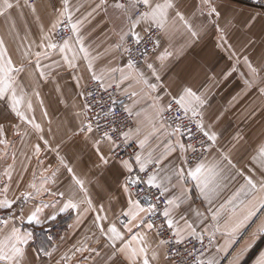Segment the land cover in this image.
<instances>
[{"label":"snow or ice","instance_id":"1","mask_svg":"<svg viewBox=\"0 0 264 264\" xmlns=\"http://www.w3.org/2000/svg\"><path fill=\"white\" fill-rule=\"evenodd\" d=\"M246 3L247 0H114L111 6L118 10L120 15L116 19L122 25L120 43L117 47H123L127 39H132V47L141 43L147 45L151 42L153 51H155L163 38L156 33L160 31L169 34L170 21L173 26L178 22L189 34L192 43L199 41L202 33L206 34L209 30H214L219 41L217 47L227 46L228 49H231L232 45L228 43L229 32L240 30L247 34L246 47L256 44L253 36L257 33L262 46H264V0H260L251 8L242 6ZM67 4L68 0H64L63 10L58 14H50L53 19L49 21L47 30H45V25L40 23L41 17L37 14L38 4L27 3L26 0V7L30 9L38 22L39 33L35 39L27 34L20 38L19 32L14 31L15 21H11L8 37L17 42L16 50L20 56L19 66L9 54L5 36L0 35V103L20 120L32 125L34 129L42 133L39 139L43 141L44 145L49 144V141L44 139V129L40 124L34 123V117L30 118L25 111L21 110L24 104L27 105L28 110H32V104L30 100L26 99V93L20 86L18 77L21 73H26L27 68L31 66L36 70L35 76L38 80L35 86L38 87L39 81L47 80L50 75V73H46L45 68L51 69L53 65L62 67L60 62L54 59L56 54L60 55L68 68L77 67L75 63L77 52L83 53V58L88 59L89 53L79 35L78 24L80 21L71 24L72 31L77 33L74 38L65 39L63 36H60L59 39L56 38L57 29H62L66 24L71 23V14ZM101 5L106 8L107 0H100L97 7ZM20 6L19 0H16L15 3L12 0H0V16L8 17L11 10ZM197 20H200L199 24L196 23ZM25 31L27 33L30 29ZM141 32L144 34L141 35ZM25 40L28 42L24 43ZM73 40L76 50L72 51L69 56L68 53L73 48ZM125 51L130 53L131 48L126 47ZM144 55L147 57V47H145ZM172 55L173 53L165 50L163 54L154 58L153 63H148L145 60V66L151 76L155 78L156 83H149L143 72L138 73V77L147 86L149 94L164 88L160 84V73L165 67L164 61ZM262 59H264V48H262ZM43 60H51V64L42 66ZM244 62L254 77H258L260 71L264 70V63L260 68H257L253 66L247 55L244 56ZM87 67L88 69L92 68L91 61ZM127 67L134 68L135 62L129 59ZM92 79L100 81L101 77L93 71ZM131 79H136V77H132L130 73L124 74L121 82ZM246 83L251 87L255 80ZM29 86L32 87V85ZM129 86L131 87V84ZM258 91L264 95V87H259ZM33 95L39 96V92L34 88ZM132 95L135 96L138 93L133 92ZM165 95H171V93L165 92ZM152 99L156 117L160 119V128L164 127V114L173 111V102L177 105L175 114L171 116L172 123L167 125L171 129V139L165 145L166 151L155 160L150 157L146 158L139 153L128 159L119 155L118 150L121 145L126 144L133 135L138 134L139 128L135 132L131 129L124 131L120 127L118 119L106 120L104 125H101L98 120L88 119L86 112L91 109V105L87 100L83 102L80 112L77 113V115H83L87 123L82 120L72 132V136H82L96 158L97 169L101 174L105 172L111 174V180H107L105 177L107 189H101V198L107 196L108 205L112 209V219L106 213L100 214L104 211V204L93 205L92 197L88 195V189L85 186L86 181L78 177L64 158L59 156L58 148L51 149L56 152L60 165L72 174V184L64 191L53 192L44 187L47 182L45 179L39 186L35 183L27 184L26 187L31 189L30 191H22L11 199L7 195L0 199V212L4 213L0 215V264H45L43 257L51 258L53 255L52 251L46 250L41 244H35L33 247V243L40 237L34 231H22L16 227L17 217L21 223L26 219L29 226L37 227L41 233H47L49 230L45 227L46 225L56 222L59 216L68 213L69 210L79 212L82 204H87L84 211L96 212L94 223L97 224L101 236L106 237L105 243L101 244L102 248L109 249L104 264H174L175 257L180 253L177 252L173 256L170 248H167L171 240H175L179 245L190 237H195L203 246V240L207 234L209 237L207 248L211 249L217 232L227 234L229 238L223 245L216 248L215 254H210L207 260H198L197 264H222L223 261H226L227 264H245V257L253 248L256 240L264 238V219L257 215L258 212L264 214V144L258 148L257 155L252 157V160L259 164L260 176L254 179L253 175L246 176L244 172L237 170L236 174L244 178V184L226 201L227 204H233L234 201L239 200L244 205L245 211L242 215L237 216L235 208H233L232 217L221 223V212L225 208V204H220L216 210H213L211 205L215 203L218 194L229 186V182L235 179L231 170L235 169L236 165L232 160L231 149L225 151L218 148L216 146L217 132L212 130L211 124L204 122L202 110L207 101L188 86H183L178 96H173L166 107L159 106L158 102L163 99L160 95H156ZM110 101L111 107L105 116L115 115L116 101L111 100V97ZM40 103L42 104L43 101ZM125 111L129 115L132 114L130 108H125ZM44 115H47L46 110ZM193 120H195L197 132L204 138L198 140L200 151H203L204 145L207 144L209 149H215L218 152L219 159L213 160L211 163L200 161L196 145L184 141L186 133L190 135L191 139H196L192 134V128L189 127ZM153 128L155 131H160L159 128H156L155 123H153ZM48 131L51 132V128ZM2 134L3 125H0V135ZM147 139L148 137H145L139 141L141 148ZM233 139L238 143L242 137L237 133ZM0 144L7 145V140L0 139ZM232 146L235 147V144ZM40 152V145H34L33 154L37 159ZM173 153H176L175 158L164 164L163 161ZM190 155L196 157L198 161L194 168L185 167L191 162ZM13 159H15L14 156ZM38 162L42 163L39 159ZM157 165H162V167L157 169ZM47 170L45 169V171ZM56 171L52 172L53 177H55ZM161 172H164L165 175L161 176ZM189 177L196 182L195 186L199 188L200 196L209 205L206 210L210 213L208 216L196 211L195 215L200 218L199 223L190 221L186 216L190 204L188 207H183L188 204L191 196V189L184 187ZM8 179L11 181V176ZM7 190V186H5V193ZM177 192L179 195L176 194ZM80 194H83L82 198L77 199ZM43 195L51 196L53 199L47 202L41 199L38 202L39 206H36L35 198ZM241 196L243 199H240ZM113 201L116 203L113 204ZM29 203H33V207L26 212L25 206ZM117 206H119L118 212ZM45 209L49 211L45 212ZM209 220L213 222L211 225L207 223ZM103 221H108L107 225ZM117 223L120 227H117ZM253 226L251 240L236 250L234 246L239 243L238 233L240 230L252 229ZM169 233V239H159ZM87 241L88 238L85 237L83 242H77V246L70 250L73 257L78 252H96L95 248L88 246ZM95 243L100 244V240L97 239ZM161 246H165L164 251L159 250ZM203 254V252L200 253L201 256ZM60 259L68 261L70 257L65 253ZM56 264H60V261H57ZM179 264H187V262L181 259ZM252 264H264V251L259 252Z\"/></svg>","mask_w":264,"mask_h":264},{"label":"crops","instance_id":"2","mask_svg":"<svg viewBox=\"0 0 264 264\" xmlns=\"http://www.w3.org/2000/svg\"><path fill=\"white\" fill-rule=\"evenodd\" d=\"M12 2L15 3L16 0H12ZM113 2L114 0L107 1L105 8L103 5L97 7L100 0H68L67 7L71 14V24L80 21L78 24L79 35L89 53L88 59L83 58V53L77 52L75 61L77 67L68 68L60 55L56 54L54 59L58 60L62 67L53 65L51 69L45 68L46 73H50V75L47 80L39 81L38 87L35 86L38 80L35 76L36 70L29 66L26 73L19 75L18 80L26 93V99L31 101L32 110H28L26 104L22 106L21 110L25 111L30 118L34 117V123L40 124L43 129H48V122L51 121L54 125L53 131H59L58 135L62 137L58 144L63 143L68 138L74 137L72 132L82 120L84 121V116L77 115V113L81 110L85 89L92 79V72L94 71L97 76L101 77V81L105 85L110 86L116 83L122 94L130 95L126 107L132 110L135 117V125L131 130L135 132L137 128L140 129L139 133L133 135L130 140H135L139 145L136 154L139 153L146 158L150 157L155 160L166 151L165 145L171 139V129L165 123L164 127L160 128V119L156 117L152 98L160 95L163 99L158 104L160 107H166L168 100L173 96H178L183 86L192 87L193 91L202 95L207 101L202 110L203 119L206 124H211L212 130L218 134L216 146L225 151L231 149L232 160L236 165V168L231 170L235 179L230 181L229 186L218 194V198L211 207L216 210L220 204H225V208L221 212V223L232 217L233 208H235L237 216L242 215L245 207L239 200L234 201L233 204H227L226 201L244 184V178L236 174L237 170L244 172L246 176L253 175L254 179L260 176L259 164L253 161L252 157L257 155L258 148L264 144V95L258 91L259 87H264V70L260 71L258 77H254L244 62V56L247 55L253 66L257 68H260L261 64L264 63V59H262L264 46H262L259 34L253 36L256 44L246 47L247 34L240 30H232L228 35V43L232 45V48L228 49L227 46L220 48L217 47L219 41L214 30H209L206 34L202 33L201 39L192 43L189 34L184 31L181 25L177 22L173 26L170 21L169 34L161 32L160 36L163 38L159 47L147 59L148 63H153L154 58L163 54L165 50L173 53L164 61L165 67L160 73V84L164 88L149 94L147 86L142 80H139L138 73L143 72L149 83H156L155 78L151 76L145 65L129 69L127 67L128 59L124 56L122 47H117L120 43L122 25L116 19L120 14L111 6ZM19 3L21 6L11 10L8 17L0 16V35L5 36L9 54L13 57L14 62H17V66H19L20 60L16 50L17 42L8 37L11 21H15L14 31L19 32L20 38L27 34L35 39L39 33L38 22L30 9L26 7V0H19ZM27 3L31 2L27 1ZM34 3L39 6L37 14L41 17L40 23L45 25V30H47L49 21L53 19L50 14H58L64 7V0H39ZM242 6L251 8L246 5ZM196 23L199 24L200 20H197ZM221 26L223 27V23ZM26 29H30V31L26 33ZM137 30H140L139 27ZM76 34L74 32L72 37L74 38ZM27 42V40L24 41V43ZM74 50H76V45L73 40V48L69 51V56ZM89 61L92 63L91 69L87 67ZM50 64L51 60L42 61V66ZM129 73L136 79L121 82L122 75ZM78 80L79 82H77ZM253 80L255 83L250 87L246 82ZM33 88L39 92L38 97L33 95ZM133 92L138 93V95L133 96ZM165 92L171 93V95H165ZM40 101L43 103L41 104ZM7 110L0 103L1 122L7 119V113H11ZM45 110L47 111L46 116L44 115ZM14 120L19 121L20 118L14 116ZM56 122L60 123L59 127L55 126ZM153 123L160 131L154 130ZM237 133L242 137L238 143L233 139ZM145 137L148 139L141 148L139 141ZM233 144L235 147L232 146ZM51 149L54 148H41L38 159L42 163H39L33 154V148H8L7 152V148H4L3 145V148H0V153H3L0 155V185L3 184L0 190L2 194L4 193L3 196L7 195L11 199L22 191H30L31 189H27L26 186L36 182L35 177L31 178V173L37 169V166L42 170V173L47 174L60 165L56 152ZM58 150L59 156L64 158L75 174L86 181L85 186L88 189V195L92 197L93 205L98 203L105 205L104 211L100 214L106 213L112 219V209L108 205L107 196L101 198V189H107L105 177L107 180H111V174L107 172L101 174L97 169L96 158L90 150L89 144L85 142L82 136H76V139L69 140L68 148H58ZM175 156L176 153H173L163 163H168V160H173ZM216 159H219L218 152L215 149H210L207 156L201 161L211 163ZM195 165L188 166L187 164L185 167L194 168ZM60 167L65 171L60 170ZM160 167L162 165H157V169ZM58 168L55 178L48 177L45 183V188L53 192L55 183H57V190L60 191H64L72 184L66 169L61 165ZM45 169L48 170L45 171ZM163 175L165 173L161 172V176ZM9 176H11V181L8 179ZM5 182L8 183L6 193L4 191ZM173 182L175 183V180ZM195 184L196 182L189 177L184 185L185 188L191 189V196L188 204L183 207H188L190 204L186 216L190 221L199 223L200 218L195 215L196 211L206 216L210 213L206 211L209 208L207 201H204L200 196L199 188ZM176 194L179 195V192ZM82 195H78L77 199L82 198ZM36 198L43 199L45 202L53 199L48 195L37 196ZM240 199H243V196ZM38 202H34L36 206H39ZM112 203L115 204L116 202L113 201ZM32 207L33 203H30L25 211L27 212ZM86 208L87 204H82L79 212L75 211L77 213L75 219L67 225L53 248L49 250L53 253L52 257H43L45 264H56L57 261H60V264H104L107 260L109 249L101 247V244L105 243L106 237L101 236L97 224L94 223L96 212L84 211ZM116 210L118 212L119 206ZM47 211L49 210L45 209V212ZM97 211H99L98 208ZM257 215L264 219V214L261 212H258ZM103 223L107 225L108 221H103ZM207 223L211 225L213 222L209 220ZM15 226L22 231H33L30 229L27 220L25 219L21 223L19 217L15 221ZM117 227H120L119 223H117ZM121 230L123 231V229ZM197 230L199 231V228ZM252 230H254V226L252 229L240 230L238 233L239 243L234 246L236 250L251 240ZM85 237L88 238V246L95 248L96 252H78L73 257L70 250L77 246L78 241L83 242ZM228 238L227 234L217 232L213 246L206 252L204 259L207 260L210 254H215L216 248L223 245ZM97 239L100 240V244L95 243ZM35 242L33 247H35ZM153 246L155 247L156 244L154 243ZM159 250L164 251L165 246H161ZM260 251H264V238L256 240L253 248L245 257V264H252ZM65 253L69 255L70 259L61 261L60 258ZM222 264H227V262L223 261Z\"/></svg>","mask_w":264,"mask_h":264},{"label":"built area","instance_id":"3","mask_svg":"<svg viewBox=\"0 0 264 264\" xmlns=\"http://www.w3.org/2000/svg\"><path fill=\"white\" fill-rule=\"evenodd\" d=\"M28 2L34 3L39 0H27ZM111 1V0H107ZM260 0H247V3L244 5L252 7L253 5L259 3ZM144 33L142 32L141 35ZM161 32L158 31L156 35L160 36ZM57 38L59 39L60 36H63L65 39L72 37L74 35V31L71 29V23L66 24L62 29L58 28L56 32ZM133 40L127 39L124 46L122 47V51L124 56L129 60L132 59L135 62V67H140L145 65V60H147L155 51H153V45L151 42L145 45L141 43L135 47H132ZM126 47L131 48V52L125 51ZM145 47H147V57L144 55ZM106 89V90H105ZM91 93V95H88ZM111 100L116 101V112L114 116H105V113L108 112V109L111 107ZM130 95L122 94L118 88V85L113 84L110 86L105 85L101 80L97 81L91 79L85 89V96L84 101L87 100L88 103L91 105V109L86 112L87 118L91 119L92 121H97L104 125L106 120L118 119L120 127L124 131H128L132 129L135 125V117L133 114L129 115L128 112L125 111L126 102L129 100ZM172 99V98H171ZM169 100V102L171 101ZM177 105L173 102V111L166 112L164 114V122L168 125L172 123L171 116L175 114V109ZM98 114V115H97ZM187 122V121H185ZM192 128V134L195 135L196 139H191L188 133L184 136L185 142H191L196 145L199 153L200 161L204 159L207 154L209 153L210 149L208 148L207 144L204 145L203 151H200V145L198 140L204 139L199 132H197L195 127V120L189 125ZM139 150V145L135 140H128L126 144H122L121 148L118 150L119 155L124 159H128L129 157H133L134 154L137 153ZM189 160L191 161L188 165L193 166L198 161L196 157L189 156ZM151 167V166H149ZM146 191V189H145ZM170 233L164 236H161L160 239H169ZM209 237L207 234L203 240L202 244L195 238L190 237L188 240H185L182 244L177 245L175 240H171L170 244L167 248H170L171 253L173 256L178 252L180 253L179 256L175 257L174 264H179V261L183 259L187 262V264H197V261L200 259H204V255L209 250L207 248ZM203 252L204 254L201 256L200 253ZM205 260V259H204Z\"/></svg>","mask_w":264,"mask_h":264},{"label":"rangeland","instance_id":"4","mask_svg":"<svg viewBox=\"0 0 264 264\" xmlns=\"http://www.w3.org/2000/svg\"><path fill=\"white\" fill-rule=\"evenodd\" d=\"M114 84H116V83H114ZM116 85H118V84H116ZM118 88H119V86H118ZM169 100H168V102H169ZM14 116H15V114H13L12 112L10 114L7 113L6 114L7 119L4 122L0 121V125H3V134H4V137H3V134L0 135V139H6L7 140V145H4V148H7V152H8V148H33L34 145H36V144H39L41 148H68L69 140L71 141L73 139H76V136H74L72 138H68L63 143L58 144L59 141L62 139V137H60L61 135H58L59 131L58 132L53 131V129H52V127L54 126L53 123L51 122V124H49V122H48L47 126H49V128H51V132L48 131L49 128L44 129L43 136H44V139L49 141V144L44 145L43 141L39 139V136L42 133H40L38 130L34 129L32 125L27 124L26 122H24L22 120H19V121L14 120ZM84 122L87 123V120L85 118H84ZM55 126L59 127L60 123L58 124L56 122ZM0 148H3V144H0ZM59 166L60 165L56 166L53 169V171H56L57 169H59L58 168ZM36 168H37V169H35L36 171L35 170L32 171L31 178H33V177L36 178L37 183L36 182H34V183L37 184L38 186L41 184L42 180L48 179V177L55 178L52 176L53 171L45 174V173H42V170L38 166ZM60 170L65 171V170L61 169V167H60ZM67 174H68L67 175L68 177H71V175H72L69 172H67ZM7 184L8 183L5 182V186H7ZM56 185H57V183L54 184V188H55L54 192L57 191ZM0 187L2 188L3 184L0 185ZM44 187H45V184H44ZM7 188H8V186H7ZM3 195H4V193L2 194V192L0 190V199H3V197H4ZM38 201H40V199L35 198V203H37ZM29 204H27L25 206V208ZM75 211L76 210H69L68 213H65V214H62L61 216H59L57 218L56 222L46 225L45 227L49 230L47 233H41L37 227L30 226V229L35 231L36 235L40 237V239L37 240L35 242V244H41V246L45 247L46 250H48V251L51 250L53 248V246L55 245V243L58 241L59 237L61 236L62 231L67 227V225L71 224L73 222V220L75 219V217L77 215V213ZM3 214H4L3 212H0V215H3Z\"/></svg>","mask_w":264,"mask_h":264}]
</instances>
